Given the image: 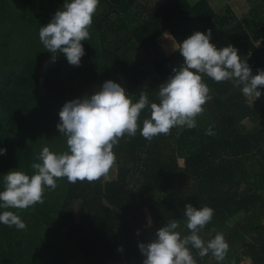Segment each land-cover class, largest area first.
I'll list each match as a JSON object with an SVG mask.
<instances>
[{
	"label": "trees",
	"instance_id": "trees-1",
	"mask_svg": "<svg viewBox=\"0 0 264 264\" xmlns=\"http://www.w3.org/2000/svg\"><path fill=\"white\" fill-rule=\"evenodd\" d=\"M224 2L218 12L208 0H162L157 7L150 0H99L104 10L93 16L90 39L81 41L85 55L73 66L62 52L53 61L39 39L65 0H0V191L9 171L35 174L31 165L43 147L68 151L56 127L66 101L111 79L133 102L146 92L158 103L159 85L184 60L173 41L194 31L210 29L217 48L228 40L253 75L264 69V0H246L243 18ZM203 79L212 98L197 127L176 126L148 141L141 135L146 107L136 135L114 146L115 178H60L55 190L45 188L43 203L0 208L26 223L24 230L0 223V264H143L139 242H150L169 220H178L182 236L190 234L187 203L214 209L200 235L207 241L224 234L222 264H264V86L251 105L232 81ZM210 127L214 135L206 134ZM239 213L243 218L231 223ZM193 255L197 264H218L211 253Z\"/></svg>",
	"mask_w": 264,
	"mask_h": 264
},
{
	"label": "clouds",
	"instance_id": "clouds-1",
	"mask_svg": "<svg viewBox=\"0 0 264 264\" xmlns=\"http://www.w3.org/2000/svg\"><path fill=\"white\" fill-rule=\"evenodd\" d=\"M98 5L99 0H65L50 22L40 28L39 39L52 53L53 61L62 52L70 65L80 66L85 55L81 41L90 39L89 29ZM211 35L210 29L194 31L182 43L173 41V50H178L184 60L159 85L158 103L150 102L146 92H141L133 102L125 88L111 79L104 81L93 94L66 101L59 111L56 127L66 137L68 151L55 153L45 146L37 157L40 162L31 165L35 174L9 171L4 176V190L0 191V208L27 209L43 203L45 188L55 190L60 178L66 177L74 184L85 180L94 182L107 175L116 163L114 146L125 134L136 135L140 114L146 107L150 108V118L143 120L141 135L148 141L170 134L176 126L197 127L196 117L204 112L203 106L212 98L204 76L217 83L232 81L233 87L240 88L252 103L261 97L258 86H264V69H258L253 75L236 47L229 44L218 49L210 42ZM206 134L214 135L211 127ZM0 154H6V149L0 148ZM213 215L214 209L210 206L198 209L187 203L184 217L190 234L182 236L178 220H169L150 242H139L143 264H197L193 249L200 258L211 253L222 264L229 250L224 234L218 232L207 241L200 235ZM0 223L26 229V223L13 211L0 213Z\"/></svg>",
	"mask_w": 264,
	"mask_h": 264
},
{
	"label": "rangeland",
	"instance_id": "rangeland-1",
	"mask_svg": "<svg viewBox=\"0 0 264 264\" xmlns=\"http://www.w3.org/2000/svg\"><path fill=\"white\" fill-rule=\"evenodd\" d=\"M162 0H150V3L151 5L157 7L160 5ZM195 1L197 0H188L189 3L193 4ZM210 6H212L216 11L218 12H223L224 11V0H208ZM232 7H233V10L236 12V14L238 15V17L240 18H243L244 16L247 15V11L249 10V4L246 2V0H230V2ZM104 10V5H98L97 7V10L94 14V16H98L102 13V11ZM229 44H231L228 40H224V41H221L219 44H218V49L222 48V47H225V46H228ZM249 100V103L251 105H254L258 100L259 98H257L256 100H254V102L252 103V101L250 99ZM116 176V171L115 170H111L109 171V173L105 176H102L101 178L103 180H111L113 178H115ZM244 216V213H239L235 218H233L230 222L231 223H234L235 220L237 219H242ZM250 262L247 260L246 263H242V264H249Z\"/></svg>",
	"mask_w": 264,
	"mask_h": 264
},
{
	"label": "built area",
	"instance_id": "built-area-1",
	"mask_svg": "<svg viewBox=\"0 0 264 264\" xmlns=\"http://www.w3.org/2000/svg\"><path fill=\"white\" fill-rule=\"evenodd\" d=\"M255 45H257L259 48H262V44L259 41L255 42ZM264 98V97H263Z\"/></svg>",
	"mask_w": 264,
	"mask_h": 264
},
{
	"label": "crops",
	"instance_id": "crops-1",
	"mask_svg": "<svg viewBox=\"0 0 264 264\" xmlns=\"http://www.w3.org/2000/svg\"><path fill=\"white\" fill-rule=\"evenodd\" d=\"M260 98V97H259Z\"/></svg>",
	"mask_w": 264,
	"mask_h": 264
}]
</instances>
